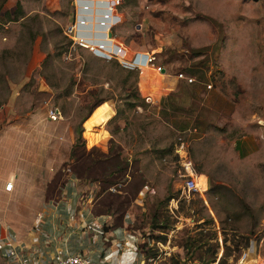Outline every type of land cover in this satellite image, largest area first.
Segmentation results:
<instances>
[{"label":"rangeland","instance_id":"obj_1","mask_svg":"<svg viewBox=\"0 0 264 264\" xmlns=\"http://www.w3.org/2000/svg\"><path fill=\"white\" fill-rule=\"evenodd\" d=\"M70 26L89 40L122 43L130 57L153 53L168 74L194 81L174 77L167 92L168 77L151 69L164 90L148 104L151 85L73 45ZM103 101L113 103L112 116L90 133L84 122ZM181 142L206 178L202 196L182 193ZM91 151L133 162L136 188L124 179L103 191L100 162L84 159ZM82 166L92 171L82 175ZM58 167L55 181L44 188L40 178L30 189V178ZM10 168L24 169L21 190L12 197L0 188V220L20 236L44 216L43 201H57L71 171L84 199L102 201L95 213L118 227L130 221L125 232L137 235L145 264H264V0H3L0 184Z\"/></svg>","mask_w":264,"mask_h":264},{"label":"crops","instance_id":"obj_2","mask_svg":"<svg viewBox=\"0 0 264 264\" xmlns=\"http://www.w3.org/2000/svg\"><path fill=\"white\" fill-rule=\"evenodd\" d=\"M107 43L110 42L108 41ZM134 53L140 55L143 51L136 50ZM150 70L151 67L145 65L139 71V80H144L145 87H147V84H149V87L151 85L150 90L148 89L149 92L145 95V100L151 94L158 93L161 89L164 90V87H160L161 89L159 86L157 88L152 87L153 80L150 77H154V75ZM166 77L169 80L164 84L167 85L165 89L169 92L177 85L178 80H175L174 77L176 79L179 78L168 73H166ZM161 83L163 82L161 81ZM158 84L160 85L159 81ZM167 92H164V94ZM103 145L105 144H101L102 148L105 149L106 146ZM94 146L99 148L100 144ZM10 169L13 172L12 177L15 178L17 197L21 190L18 177L24 173V169L18 168V171H15L14 168ZM58 169L59 167L51 175L40 176L36 173L38 176L30 178V189L35 185L37 186L36 182L40 178L46 181L44 188L47 182L55 181L60 176L58 174L60 169ZM64 176L66 178L63 183L60 186H56L57 201L51 204L43 201L38 212L44 216L40 219L36 217L34 224L21 236L10 228L7 223L0 221V238L10 241L11 248L14 251V255H9L4 251L0 252V260L3 264H35L39 261L50 259L58 250L70 253L83 252L96 262L100 261L101 264H117L121 259L120 253L125 250V246L122 247L123 242H126L128 246L133 244L138 247V241L136 239L130 240L127 232H125L124 228L130 223L129 220L126 224L121 220L118 227L113 225L110 214L95 213L93 211L94 205L92 202L90 203L89 196L84 199L82 196L84 190L82 191L77 186L79 178L73 176L71 171H67ZM84 189L91 191L92 188L86 185ZM35 209L37 212V208ZM93 221L102 223L105 236L85 230V225ZM117 242H120L121 246L118 247ZM103 257L104 259H102ZM143 259V255L139 251L133 264H143Z\"/></svg>","mask_w":264,"mask_h":264},{"label":"built area","instance_id":"obj_3","mask_svg":"<svg viewBox=\"0 0 264 264\" xmlns=\"http://www.w3.org/2000/svg\"><path fill=\"white\" fill-rule=\"evenodd\" d=\"M118 3V1H116ZM84 22V21H83ZM67 35L72 40L73 45H78L81 47H84L91 51L94 54L99 55L102 58L105 59H116L121 65L124 67L132 68V69H138L139 71L142 69V66H149V64L155 59V55L153 53L146 54L141 53L139 54H133V56L130 57L129 49L123 45L120 44H110L107 45V42L109 40L100 42L99 40H89L86 38L87 34L81 33V32H75V26H70L68 29ZM109 35V34H108ZM108 39V38H106ZM108 47L110 49L109 52H104L103 49ZM151 69L157 74L166 75L167 71L164 67H162L159 64H156L154 61L153 64L150 65ZM177 78L184 79L187 82H193L194 78L189 76H184L183 74H178ZM208 88H211V85L208 84ZM48 117L51 121L56 122L61 119L60 112L56 109H48L47 111ZM107 146V145H103ZM97 147V146H96ZM185 144L184 142H181L179 145L176 146L175 153L178 157V164L180 166L179 169V176L182 181L181 189L182 193L186 196H190L191 194H199L203 195L204 192L207 190V182L204 175L197 172L195 169L192 160L189 157V154L187 153L186 149L184 148ZM204 178V180L202 179ZM2 184H0L2 192L6 193L10 196L16 197V184H15V178H9L6 181H2ZM8 199L5 200L7 202ZM4 202V206H5ZM40 215V214H38ZM40 219V218H39ZM0 221H3V217ZM85 230L88 232L97 233L98 235L105 236V232L102 228V223H98L96 221H93L89 224L85 225ZM86 233V232H85ZM119 246H121L120 242L116 243ZM125 250H123L120 253L121 259L117 264H133L135 263L137 259V254L139 253L138 247L136 245L131 244L128 246L126 242L122 243ZM130 249H129V248ZM248 252H243V258L247 257L248 253L250 254L251 249H248ZM4 251L9 255H14V251L11 248L10 241L0 238V252ZM106 251V250H105ZM104 259V257L102 258ZM143 264H145V259L142 260ZM35 264H101L100 261L96 262L93 260L89 255L83 252H77V253H70L68 251H62L58 250L50 259L39 261Z\"/></svg>","mask_w":264,"mask_h":264},{"label":"trees","instance_id":"obj_4","mask_svg":"<svg viewBox=\"0 0 264 264\" xmlns=\"http://www.w3.org/2000/svg\"><path fill=\"white\" fill-rule=\"evenodd\" d=\"M2 1L3 0H0V3ZM115 63L117 64V61ZM130 72H132L131 74L135 77V79L139 78L138 69L130 70ZM135 99L137 100V97ZM109 105L110 104L104 101L96 106L94 105L95 108L92 110L90 116L84 122V127L87 128L88 132L90 133L97 132L104 128V123L112 116V112L110 110ZM134 105H136V101L130 103V106H134ZM85 151L86 149L83 148L82 154L85 153ZM107 152L104 154H95V151L93 152L91 151V153H93L94 158L91 159L90 155H89L90 158H84V159H88V161L91 162H93L92 160L100 162V164H98L97 167L98 173L96 177H98V179L100 180L102 190L104 191L108 187L116 186L124 179H126L124 185L127 183L128 185H131V188H136L135 185H132L133 183H131L132 179L136 176V172H137V168H135L136 167L135 164L131 161H125L123 157L122 159L114 157L113 159L107 160L108 156L112 154V152L110 153ZM82 167H83L81 171L82 175L87 171L89 173L92 171V169L90 168L84 166ZM120 193L121 192L117 193V195H119ZM102 207L104 208L103 203L101 200H99L98 203L94 206L93 211L96 210L102 211L103 210ZM128 237L130 240H135V239L137 240V235L135 234V232H132L131 230H129Z\"/></svg>","mask_w":264,"mask_h":264},{"label":"bare ground","instance_id":"obj_5","mask_svg":"<svg viewBox=\"0 0 264 264\" xmlns=\"http://www.w3.org/2000/svg\"><path fill=\"white\" fill-rule=\"evenodd\" d=\"M154 61H156V57H155V59L150 63V65L153 64ZM159 75H161V74H159ZM155 78H157V79L154 80V82H153V85H152L153 88H157V87L159 86V84H158V82H157V80L159 79L158 76H157V77L155 76ZM208 89H209V88H208ZM146 102H147L148 104L153 103V99L151 98V96H149V97L146 98ZM109 107H110V110H111V109H112L111 105H110ZM56 122H59V121H56ZM202 179L204 180L203 177H202ZM119 185H121V184H118V185H116L115 187H118Z\"/></svg>","mask_w":264,"mask_h":264},{"label":"water","instance_id":"obj_6","mask_svg":"<svg viewBox=\"0 0 264 264\" xmlns=\"http://www.w3.org/2000/svg\"><path fill=\"white\" fill-rule=\"evenodd\" d=\"M111 105L113 106L112 102H111ZM12 175H13V172L8 170V169H6L5 172H4L3 180L6 181L8 178H11Z\"/></svg>","mask_w":264,"mask_h":264}]
</instances>
